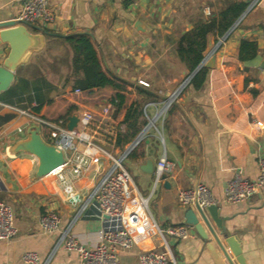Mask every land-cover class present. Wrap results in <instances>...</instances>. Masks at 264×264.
<instances>
[{"label": "crops", "instance_id": "1", "mask_svg": "<svg viewBox=\"0 0 264 264\" xmlns=\"http://www.w3.org/2000/svg\"><path fill=\"white\" fill-rule=\"evenodd\" d=\"M26 1L0 0V23L15 21ZM232 1L49 0L53 22L28 24L30 32L43 35L44 43L39 41L37 47L27 52L26 62L16 69L9 88H15L20 77L33 81L44 76L51 87L42 93L43 99L69 95L72 84L66 81L68 66L62 62L51 65L56 57L65 56L67 47L53 35L87 33L100 47L107 67L114 74L132 83L147 82L161 98L155 101L158 107L172 100L157 120V133L148 132L144 143L134 150L136 155L126 161V167L133 173L140 193L150 197L149 210L157 225L165 228L185 224L190 227V235L178 238L166 234V244L157 235L155 224L139 226L134 229L135 246L119 252L121 264H138L139 253L153 248L169 251L176 264H216L197 231L186 222L189 206L178 201L179 190L197 182L206 184L218 200L224 227L239 242L248 264H264V189L238 204L222 200L228 182L237 172L249 179L258 176L259 159L264 155V70L245 67L237 57L240 40L249 37L257 39L264 58V0L255 4L243 18V27L232 30L217 49L215 66L210 69L205 85L196 90L189 81L173 96L188 75L175 55L180 35L196 22L217 15ZM138 22L144 30L136 27ZM220 39L210 37L206 54ZM7 46L0 43V65L7 56ZM47 48L48 54H42ZM8 90L0 93V112L10 108L17 116L0 127V199L14 210L17 234L10 240H0V264H24L22 255L28 251L37 252L41 264H79L78 253L58 242L69 229L79 242L93 246L98 243L101 231L109 227L110 223L101 219L94 203L84 209L83 204L112 161L100 154L99 162H92L80 173L66 163L59 173L39 176L38 157L17 150V146L29 139V130L35 125L49 142V127L22 113L29 112L26 101L17 100L30 94V90L23 94L19 91L13 97ZM97 96L77 100L70 115L83 111L100 114L108 103L96 99ZM65 107L67 103L62 106ZM99 129L95 135L101 142L104 138L99 135L104 127ZM124 129L125 126L112 123L106 129L108 135L103 136L109 141L107 147L111 145L116 150L115 153L109 149L115 154L120 151L115 145L117 132ZM163 156L175 167L156 181L157 163ZM149 162L155 167L152 173L145 171ZM48 211H55L61 218L59 229L53 232L39 226L40 217ZM206 214L235 261L221 229L207 211ZM198 217L212 239L199 214ZM213 243L216 245L214 239ZM220 255L225 261L221 252Z\"/></svg>", "mask_w": 264, "mask_h": 264}, {"label": "built area", "instance_id": "2", "mask_svg": "<svg viewBox=\"0 0 264 264\" xmlns=\"http://www.w3.org/2000/svg\"><path fill=\"white\" fill-rule=\"evenodd\" d=\"M125 1V0H116ZM54 15L49 8V0H27L16 22L23 24H49L53 22ZM221 40V39H220ZM224 42V41H223ZM222 42V43H223ZM143 85L148 83L141 80ZM79 91V89H76ZM172 100H166L161 107L155 101H148L143 106V111L148 122L143 126L137 135L133 146V139L118 154L113 153L107 147L109 141H97L96 133L99 128L104 127L106 132L109 124L113 123L112 106L104 105L100 114L91 111H83L78 114V122L74 129L70 130L63 123H50L45 119L27 113L31 119L39 124L49 127V143L61 149L65 154L66 163L74 167L75 173L89 167L92 162L100 161V154L112 161L111 165L104 171L97 185L92 189L83 209L90 203L97 206L100 217H109V227L101 231L99 241L93 246H87L69 233L66 229L58 242L64 244L69 251H76L79 256V264H121L119 252L131 250L135 244L134 229L142 225H153L157 227V235L167 244L166 234L178 238H185L190 235L188 225H171L162 228L157 225L150 214V197L143 196L132 175L126 167V161L130 154L147 137L149 129L155 127L157 120L162 117ZM155 107V114L148 116L149 110ZM106 141V142H105ZM69 152H71L69 156ZM64 164V165H65ZM53 170L59 173L63 166ZM175 164L167 160L166 156L159 159L156 169V181L173 171ZM264 189V155L259 159V174L254 179L242 177L236 173L228 182L223 201L226 203L238 204L246 200L254 193ZM178 201L185 206L194 207L198 203L202 208L217 204L218 200L213 196L209 187L197 182L195 185L181 189L178 192ZM60 216L55 211H48L39 219V226L44 231L53 232L59 229ZM17 234L15 225V213L10 204L0 199V240H10ZM24 264H41V258L37 252L28 251L22 255ZM138 264H176L169 251L157 249L143 250L138 255Z\"/></svg>", "mask_w": 264, "mask_h": 264}, {"label": "trees", "instance_id": "3", "mask_svg": "<svg viewBox=\"0 0 264 264\" xmlns=\"http://www.w3.org/2000/svg\"><path fill=\"white\" fill-rule=\"evenodd\" d=\"M246 1L233 0L217 15L196 22L192 29L180 35L175 46V55L188 73L193 72L205 58L210 37L215 36L217 40L233 27L248 7ZM243 22L244 19L233 30L242 28ZM53 37L67 49L65 56L56 57L54 61L52 59L51 65L54 67L55 62H62L68 66L66 81L72 84V92L59 99H43L42 93L51 87L44 76H38L33 81L20 77L17 86L8 90L11 97L17 96L19 91L23 94L30 90V94L17 100L26 101L25 107L28 108L29 113L48 121L65 124L67 116L75 110L77 100H87L89 96L98 94L99 97L97 96L96 99H105L112 106L113 123L125 126L124 130L117 132L115 140L116 146L124 148L137 137L146 124L143 105L148 101L161 99L156 89L139 82H129L114 74L107 67L100 47L90 34L76 33L53 35ZM44 53L48 54V48L42 54ZM258 53L256 38L248 37L240 40L237 52L240 61L252 59ZM209 71L210 68L201 67L190 80V84L196 90L201 89L205 85ZM33 101L35 104H32ZM64 103H67L68 107L62 108ZM15 116H17L15 110L4 108L0 112V127ZM144 141L145 139L141 144ZM135 155V151L130 154L132 157Z\"/></svg>", "mask_w": 264, "mask_h": 264}, {"label": "water", "instance_id": "4", "mask_svg": "<svg viewBox=\"0 0 264 264\" xmlns=\"http://www.w3.org/2000/svg\"><path fill=\"white\" fill-rule=\"evenodd\" d=\"M259 0H247L248 7L237 19L233 27L219 40L215 45H211V48L205 58L199 64V66L191 73H188L185 82L181 87L174 93H177L192 79V77L199 71L203 66L207 68H213L215 66L216 55L215 52L221 46L222 42L227 39L231 31L241 22V20L251 11L255 4ZM138 29L144 30L142 23L138 22ZM39 41L44 43V37L41 34H35L29 31L28 24L19 23L16 21H11L8 23H0V43H7L6 48V58L3 65H0V93L9 89L15 77V72L18 66L26 62L25 56L27 52L35 47H37ZM245 67H257L264 70V58L258 53L254 58L246 60L243 62ZM69 123L67 128L72 130L75 128L78 122L77 115H70L68 117ZM132 143L133 146L136 142ZM17 150L28 151L39 159L38 175H46L56 168L65 164V154L61 149H58L55 145L47 142L40 134L38 126H32L29 130V139L22 141L18 144ZM154 164L153 161H151ZM151 162H149V168H145L148 173L155 171V167H151ZM154 166V165H153ZM166 175L163 176L165 178ZM206 211L211 216V219L215 222L216 226L221 229L222 236L225 239L226 244L231 250L235 261L232 259L227 248L221 241L219 235L216 233L214 227L212 226ZM205 223L208 231L210 232L212 239L205 232L203 225L200 223L198 214ZM186 222L191 225L199 234L200 238L203 240L205 247L212 259L216 264H248L246 257L243 254L242 248L236 238L226 231L223 223V218L219 216V207L217 204L209 205L202 208L198 203L194 207H189L185 213ZM104 221L109 222V217L104 215L101 217ZM213 239L216 245L213 243ZM218 247V248H217ZM220 252L225 257V261L222 259Z\"/></svg>", "mask_w": 264, "mask_h": 264}, {"label": "rangeland", "instance_id": "5", "mask_svg": "<svg viewBox=\"0 0 264 264\" xmlns=\"http://www.w3.org/2000/svg\"><path fill=\"white\" fill-rule=\"evenodd\" d=\"M219 41V40H218ZM218 41H216L215 43H214V45L218 42ZM144 106V105H143ZM155 114V111H152V110H149V112H148V116L149 117H152L153 115ZM144 118L146 119V123L148 122V119H147V117L145 116V114H144ZM156 132L157 130H156V128L155 127H152L151 129H149V132ZM157 133V132H156ZM104 135H108V133H106V132H102L101 133V135H99V137L101 138H103V136ZM141 146V142H140V144L136 147V148H139ZM116 148V147H115ZM135 148V149H136ZM108 149H110V150H113V152H115L116 150L115 149H113V147L111 146V145H108ZM120 149V151L123 149V148H119ZM116 153V152H115ZM130 157V156H129ZM130 172V171H129ZM131 174V173H130ZM133 174V173H132ZM131 174V175H132ZM151 205V204H150Z\"/></svg>", "mask_w": 264, "mask_h": 264}]
</instances>
